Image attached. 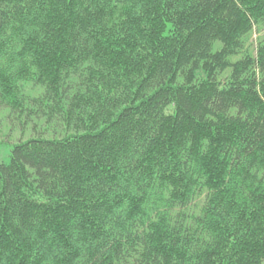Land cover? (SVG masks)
<instances>
[{
  "label": "trees",
  "instance_id": "1",
  "mask_svg": "<svg viewBox=\"0 0 264 264\" xmlns=\"http://www.w3.org/2000/svg\"><path fill=\"white\" fill-rule=\"evenodd\" d=\"M262 28L264 0H0V114L37 133L0 144V264H264Z\"/></svg>",
  "mask_w": 264,
  "mask_h": 264
},
{
  "label": "rangeland",
  "instance_id": "2",
  "mask_svg": "<svg viewBox=\"0 0 264 264\" xmlns=\"http://www.w3.org/2000/svg\"><path fill=\"white\" fill-rule=\"evenodd\" d=\"M264 37V28L262 29H257L256 31L253 30L251 37L249 39V47L251 52H254V49L256 48L257 42L259 39ZM32 87L30 85H26L25 90L23 91V95L25 96H34L35 92L31 90ZM16 115L15 114H9L7 112H2L0 114V144L1 145H11L15 144L18 141H24L27 140L30 136H35L37 133L35 131H31V126L32 122L28 123V127L21 132L19 127V123L16 120ZM22 120V119H21ZM39 129H43V127H38ZM52 130V129H51ZM49 130V132L51 131ZM40 132V130H39ZM52 132V131H51ZM6 148L5 146H3ZM3 147L0 148V155L1 158L6 159L7 158V148L4 149Z\"/></svg>",
  "mask_w": 264,
  "mask_h": 264
}]
</instances>
